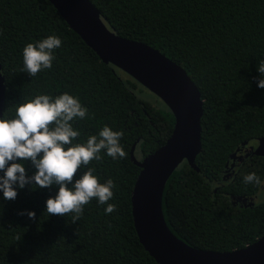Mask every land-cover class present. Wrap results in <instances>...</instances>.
<instances>
[{"label":"trees","instance_id":"1","mask_svg":"<svg viewBox=\"0 0 264 264\" xmlns=\"http://www.w3.org/2000/svg\"><path fill=\"white\" fill-rule=\"evenodd\" d=\"M89 1L109 29L157 49L199 91L198 171L181 162L162 191L161 210L170 232L189 246L218 252L255 241L264 231V199L234 205L231 197L257 192L259 186L245 184L243 177L254 172L263 182L264 156L249 152L237 161L230 155L264 138V88L257 87L262 78L257 66L264 61V0ZM50 35L62 41L53 52L52 68L30 77L22 71L23 48ZM0 74V119L14 118L16 105L38 94L67 92L89 113L72 122L81 133L73 143H85L107 125L123 132L120 144L127 152L126 158L113 160L102 151L103 159L89 165L101 183L114 181L109 203L116 211L111 214L93 199L75 222L71 215H48L45 202L56 195V185L17 188L15 200H5L0 191V264H157L132 224L130 195L139 167L130 161L129 150L134 145L139 159L164 143L174 121L168 108L138 97L144 87L102 62L48 0H0ZM17 162L27 175L35 172L30 161ZM86 170L81 168L74 180ZM27 211H34L35 218Z\"/></svg>","mask_w":264,"mask_h":264},{"label":"water","instance_id":"2","mask_svg":"<svg viewBox=\"0 0 264 264\" xmlns=\"http://www.w3.org/2000/svg\"><path fill=\"white\" fill-rule=\"evenodd\" d=\"M48 1L68 28L102 62L131 76L155 95L173 116L170 135L152 153L137 159L133 154L134 145L129 150L130 161L139 167L130 195L132 224L145 251L157 264H264V231L242 248L218 252L187 245L173 235L164 222L161 197L166 180L183 161L198 171L194 159L200 151L202 100L185 71L157 49L114 33L89 0ZM3 100L4 84L0 74V117ZM248 148L251 153L264 156V138H258L255 146ZM250 204L251 200L244 205Z\"/></svg>","mask_w":264,"mask_h":264},{"label":"clouds","instance_id":"3","mask_svg":"<svg viewBox=\"0 0 264 264\" xmlns=\"http://www.w3.org/2000/svg\"><path fill=\"white\" fill-rule=\"evenodd\" d=\"M61 45V39L55 35L26 44L22 51V71L35 77L42 70L51 69L55 59L53 52ZM257 71L262 77L257 87L264 88V61L257 66ZM88 115V109L79 98L65 92L55 97L38 94L17 104L14 118L0 119V170L3 171L0 191L3 198L15 200L17 188L23 189L26 185L36 188L56 185V195L45 202L48 215H71L75 222L83 215L84 206L93 199L98 205H106L105 214L115 212L116 205L109 203L114 196V181L108 178L101 183L93 174L95 169L89 165L103 159L102 151L113 160L126 158L127 152L120 144L123 132L105 125L98 134L89 135L85 143H73L81 133L73 128L72 122ZM17 160L30 161L35 172L27 175L23 163ZM81 168L87 170L74 180ZM243 182L261 184L254 172L246 174ZM26 214L30 219L36 216L34 211ZM16 239L19 241L20 237Z\"/></svg>","mask_w":264,"mask_h":264},{"label":"rangeland","instance_id":"4","mask_svg":"<svg viewBox=\"0 0 264 264\" xmlns=\"http://www.w3.org/2000/svg\"><path fill=\"white\" fill-rule=\"evenodd\" d=\"M137 96L142 99H147L149 102L154 103L155 105L156 103L160 102V100L157 97H155L153 94H151L148 90L144 88H142V91L139 93V95L137 94ZM246 149L247 151L249 150V148H246ZM263 199H264V180L263 182H261V184L259 185V189L254 195L242 201L238 200L236 197H231V202L234 205L235 204L244 205V204H249V201L251 200L252 204H256V203L263 201Z\"/></svg>","mask_w":264,"mask_h":264},{"label":"flooded vegetation","instance_id":"5","mask_svg":"<svg viewBox=\"0 0 264 264\" xmlns=\"http://www.w3.org/2000/svg\"><path fill=\"white\" fill-rule=\"evenodd\" d=\"M255 144H256V142L253 143V144H251V146H255ZM249 152H250V151H249V150L247 151L246 148H242V149H240L239 151H237V153H235V156H233L232 160L234 159V160L239 161V160H241V158H242L243 156H246V154L249 153Z\"/></svg>","mask_w":264,"mask_h":264}]
</instances>
